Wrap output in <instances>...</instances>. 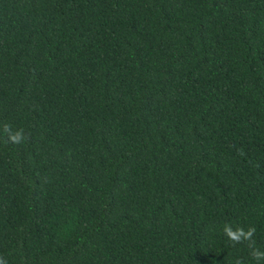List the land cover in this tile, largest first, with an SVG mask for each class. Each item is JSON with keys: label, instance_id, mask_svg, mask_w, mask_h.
Masks as SVG:
<instances>
[{"label": "trees", "instance_id": "16d2710c", "mask_svg": "<svg viewBox=\"0 0 264 264\" xmlns=\"http://www.w3.org/2000/svg\"><path fill=\"white\" fill-rule=\"evenodd\" d=\"M226 225L264 251V0H0V258L257 264Z\"/></svg>", "mask_w": 264, "mask_h": 264}, {"label": "clouds", "instance_id": "9594fccd", "mask_svg": "<svg viewBox=\"0 0 264 264\" xmlns=\"http://www.w3.org/2000/svg\"><path fill=\"white\" fill-rule=\"evenodd\" d=\"M5 132L8 134V139L12 143H21L25 139V134L23 130H12L11 125H4ZM255 227L250 226L246 231L242 227H237L233 229L230 225L224 227V233L230 241H232L233 246L235 244L241 243L243 241H248L249 248L252 249L250 255L252 259L257 261V264H260L261 261H264V251L259 250L254 246L255 242L252 240L253 235L255 234ZM0 264H7V261L3 258H0ZM233 264H243V260L237 258Z\"/></svg>", "mask_w": 264, "mask_h": 264}]
</instances>
